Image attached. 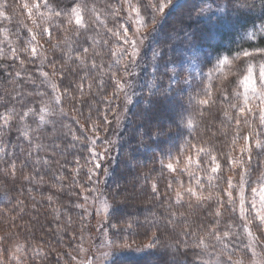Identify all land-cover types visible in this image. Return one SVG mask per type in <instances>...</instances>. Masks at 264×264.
Returning <instances> with one entry per match:
<instances>
[{
	"label": "trees",
	"instance_id": "1",
	"mask_svg": "<svg viewBox=\"0 0 264 264\" xmlns=\"http://www.w3.org/2000/svg\"><path fill=\"white\" fill-rule=\"evenodd\" d=\"M221 1L225 3L217 7ZM23 2L0 0V11L5 13L0 17V114L6 109H16L11 113L14 127L3 132L5 152L0 153V237H3L0 248L5 250L22 242L27 246L28 264H69L87 225L83 192L92 177L93 155L103 147L101 137L110 135L112 130L121 91L116 87V79L124 85L131 71L130 68L126 73L124 68L130 60L124 53L123 40L113 37L102 23L106 21L108 28H115L107 5L119 7L118 0H84L89 6L95 5L96 14L85 11L87 34L79 37L74 35L78 26L69 24L66 14L45 22L40 13L47 17L50 10L43 7V0L39 11L33 9L32 17L22 7ZM26 2L32 4L33 0ZM148 2L133 0L147 16L152 32L136 64L137 88L125 125L111 148L107 160L109 174L102 185L110 204L107 226L111 242L140 251L115 257L110 264H201V261H214L220 252L235 250L234 257L242 255L246 251L243 244L250 241L237 205L235 191L239 188L232 189L235 205H228L236 207L230 224L234 239L224 237L218 242L209 235L216 225L214 217L208 214V206H216L218 193L227 196L222 192L226 184L220 177L231 176L234 183L237 181L241 169H231L232 159L241 158L240 147L245 143L242 137L252 130L245 119L257 128L259 124L249 115L238 118L243 103L237 76L245 59L239 60L230 76L226 73L229 63L222 65L220 60L227 57L232 62L243 51L264 49V0H180L162 15L156 13L155 24L151 23L153 9L148 7ZM49 3L54 7L58 4L59 10L71 8L73 0H49ZM126 7L118 19L128 26ZM55 24L60 27L54 28ZM45 26L53 30L52 39L41 33V27ZM249 27L250 34H245ZM56 31L62 32L61 36L56 37ZM34 33L39 44L32 41ZM65 37L69 38L67 42ZM90 38L98 41L94 48L102 56L93 57L92 48L88 56L103 67L87 71L76 57L81 54V45L88 47L93 43ZM29 41L38 49L36 56H30ZM109 45L116 55H110ZM25 48L27 52L23 51ZM21 59L25 60L23 65ZM116 60L122 62L118 64ZM214 68L221 71L211 75ZM16 72L20 75L16 76ZM43 72L57 73L59 79L52 80L59 92L52 89ZM174 72L182 73L183 77L178 79ZM100 80L106 86L99 87ZM90 81L91 89L87 86ZM77 83L84 84L82 92L76 88ZM66 87L69 92L64 91ZM37 93L46 95L40 97ZM56 93L63 94L61 101L52 99ZM205 99L209 103L201 104ZM21 100L25 103L31 100L33 106L41 109L47 104L51 111L45 117L50 123L41 122L39 115L21 119L17 114L26 111L18 103ZM41 100L43 104L39 103ZM61 107L66 114H60ZM167 109L175 114L174 118L165 113ZM225 111L233 119L229 120ZM237 119L241 120V132L235 127ZM189 120L193 121L191 126ZM93 122L98 125L96 131ZM237 134L241 138L233 144ZM199 147L217 157L221 165L219 173L211 172L214 164L204 153H200L201 164L191 166L193 176L185 171V157L191 155L196 159ZM228 153L231 159L225 155ZM170 157L178 160L172 163L177 168L175 172L167 167ZM13 160L18 169L15 176L10 174L9 161ZM22 163L26 167L20 169ZM250 170L255 179L264 172V159L254 155ZM209 175L213 177L211 181ZM153 184L158 191L153 192ZM189 186L205 197L211 192L212 200L197 202L185 190ZM245 188L247 209L252 193L247 185ZM177 190L182 194L179 202ZM49 196L53 199L49 200ZM216 219H220L219 230H225L226 219ZM153 233L159 236L160 243L147 248ZM198 238H203V244L208 245L206 249L203 245L191 247L200 243Z\"/></svg>",
	"mask_w": 264,
	"mask_h": 264
},
{
	"label": "snow or ice",
	"instance_id": "2",
	"mask_svg": "<svg viewBox=\"0 0 264 264\" xmlns=\"http://www.w3.org/2000/svg\"><path fill=\"white\" fill-rule=\"evenodd\" d=\"M119 7H116L115 5H107L109 8V14L112 16V22L115 25V28H108L107 22H102L103 27L107 32H110L113 37H118L119 39L124 41V44L128 45L132 51L128 52V49H124V53L128 54L130 59V62L128 65L125 66L124 71L127 73L128 70L131 68L134 70L136 66L135 57L139 55V47L140 44L143 43V41L146 39L147 34L150 32L148 31L147 34L139 35L137 38H130L128 33V26L121 24L118 17H120L122 11L124 10L125 5L127 6V16L125 17L126 20L132 19V14L135 13V16L138 17L136 20V23L139 25V27L136 29L137 33L141 32L142 28H147L149 20H145L143 16H141V7L138 4H134L133 0H118ZM171 3V0H149L148 7H151L153 9V14L151 18V23H156L157 15L156 13H162L168 5ZM22 7L24 9H27L28 16L32 17L33 15V9H36L39 11L41 8L40 0H33L32 4H29L26 2H23ZM43 7L46 9H49L47 17L44 13H40V16L45 22L48 19H51L53 16L59 18L62 15L66 14V18L69 24H72L73 20L75 21V25L78 27L74 30V35L79 37L81 35L87 34L88 25L85 23V11H88L92 14H96L95 5L89 6L84 0H73V4L71 8H60L57 10L58 4L56 7L53 5H50L49 0H43ZM5 16V13L3 11H0V17ZM10 19V17H9ZM98 19V17H97ZM35 23V21H33ZM38 27L40 25H37ZM59 24H55L54 28H59ZM52 29H49L48 27H41V33L47 34L49 39H52ZM123 33V35H122ZM68 37H65V41H68ZM92 39L93 43L90 44L88 47H83L81 45V54L76 57L77 60H79L80 66L86 69L87 71H91L92 69H96L98 67H103V65H98L95 59H90L88 56L89 49L92 48V56L93 57H100L102 56L101 51L95 50L94 46L98 44V41L95 40V38ZM32 41H35L36 44H39V40L36 38V34L34 33L32 36ZM32 41H29V48L30 56H36L38 49L36 46L33 45ZM57 44H59V41H57ZM104 44L107 45L108 41L105 40ZM16 49H12L13 52V58H15ZM23 51H28V48L23 49ZM72 49L69 48V52H71ZM109 53L110 55H116V53L112 52L111 46L109 45ZM244 57H249L251 59H257V56H254L253 53L248 51H243ZM260 58L264 59V49H261L260 52ZM47 59L46 57L44 58ZM44 60L41 61L43 63ZM121 60H116V63H121ZM25 60L21 59L20 64H24ZM230 61L227 57H225L223 60H220V64H228ZM86 71V75H87ZM119 71V70H117ZM16 76L20 75V72H16ZM42 75L44 77H48L47 72H43ZM173 75H176L178 79L183 77L182 73H173ZM111 78V77H110ZM83 79V78H81ZM186 79V78H185ZM34 82V81H33ZM241 83L244 85V93H243V107L239 108V112L247 117L249 114L253 119H256L258 121L259 127L252 126L249 122V120L246 118L245 123H248L249 126L252 128L250 132H248L246 135L242 137V139L245 141L244 145L240 147L241 152V158L239 160L232 159L231 169H241L237 172V181L236 183L233 182V177L231 176H222L220 178L224 179V182L226 184V187L222 189V192H226L227 196L226 198L222 196L221 194L216 195V206L213 207L212 205H209L208 208L210 209L208 214L212 215L214 217V224L215 227L211 228V231L209 232V235L212 236L216 241L222 242L224 237H227L229 240L234 239V234L231 231L230 224L232 223V215L236 212V207L233 206L232 208H229L228 205H235V197L233 195L232 189L238 187L240 196L238 201L239 206V214L240 217L243 219V227L247 229V237L249 239V243L243 244V249L246 251L243 252L242 255L236 256L235 250L232 252L224 253L220 252L217 254L216 259L208 260V261H201V264H264V172H261L260 175L256 176L255 179H252V172H251V162L253 159V156L260 159H264V63L259 64V72L257 75H253V69L252 67H248L247 75L243 77V80ZM88 88L91 89L93 87V83L90 81L88 83ZM99 87H104L105 81L100 80L99 81ZM51 87L53 90L59 92V87L56 83H52ZM116 87L120 90H123V85L121 84L120 79H116ZM76 88L79 91H83L84 84L83 83H77ZM65 92H69V88L64 89ZM40 97H44L46 93H37ZM29 96H32L33 93H29ZM222 95H226V93H222ZM106 98V97H105ZM52 99L56 101H61L63 99V94L56 95ZM130 99V98H129ZM250 101H258L259 103L256 105L250 104ZM18 103H21L22 108L26 109V111H22L21 113H18L17 115L20 116L21 119H23L27 115H39V119L43 123H50L46 120L45 113H49L51 110L49 109L47 104H44V107L41 109L38 106H33V101L29 100L27 103H25L23 100L18 101ZM39 103L43 104V100L39 101ZM201 104H208L209 101L207 99L201 100ZM233 108L236 107V105H231ZM16 109L13 107L10 111L6 109L5 113L0 114V119H2L3 124H0V153L5 152V146H4V137L3 132L7 128L14 127L12 121L14 119V116L11 113H15ZM60 114L64 115L65 110L61 107L59 109ZM51 114H55V112H51ZM225 116H228L229 120L233 119L232 116L229 115L227 111L224 112ZM89 120H91V116L88 117ZM107 115L104 116V120H107ZM77 122H79L77 120ZM236 123H239V120L236 121ZM193 124L192 120H189V125L191 126ZM98 125L93 122V131H96ZM81 127H84V125H81ZM55 125L53 124V131H55ZM25 136H28V133H24ZM75 139H79V137H74ZM241 137L237 134L232 140L233 144L237 143V140ZM31 139V138H29ZM108 144H111L112 141H107ZM39 147V145H37ZM200 153H204L205 155L209 156L214 164V166L211 168L212 173H219L221 170V165L219 162H217V157L211 153L210 150L205 149L204 147L197 148V157L196 159H193L191 155H188L185 157L184 161V168L185 171H188L190 176H193L194 174L191 172V166L193 164L200 165ZM31 155L30 153L28 154ZM229 159H231V154H225ZM228 160H225V164H227ZM10 164V174L15 176V173L18 171L17 164L15 161H9ZM247 165V166H245ZM102 163L97 161L95 164V168L99 169L102 168ZM26 167L25 164L20 165V169H23ZM167 167L169 169H172L173 172L177 171V168L172 164L168 163ZM89 171H92V169H89ZM24 179H30L29 176H24ZM175 179V177H174ZM209 181L213 179L211 175L208 177ZM200 180L196 179V184L200 185ZM181 185H183V182L181 181ZM245 185H247V190L250 191L253 195L248 201L249 207L245 208V196L244 193L246 191ZM255 185V186H254ZM168 187H171L169 184ZM203 187V185H201ZM210 187H215L213 185H210ZM153 192L158 191L155 184L152 186ZM190 195L195 196L197 202H202L204 200H212V193L209 192L208 196L205 197L199 193L196 192V190L189 186L185 189ZM259 197L257 200L256 197ZM176 197L177 201L179 202L182 199L181 191H176ZM49 200H52L53 197L49 196ZM87 199V197H85ZM191 207V205H189ZM77 207H83V205H77ZM108 204L105 201L104 202V209L105 212L107 211ZM223 209V211H221ZM252 210H255L254 215L251 217L248 216V213ZM225 213H229L227 217H225ZM219 218H225V230L221 231L219 230V224L220 219ZM128 227H132L131 224L128 225ZM115 235V234H114ZM187 235V233H185ZM200 240V243H197L195 245H191V247L200 248L202 245L206 249L208 245L203 244V238H198ZM0 240H3V237H0ZM259 242L260 250H257L256 244ZM160 243V238L155 233H153V239L152 241L146 245L147 248H153L157 244ZM114 247V243L112 244ZM139 251V249H137ZM4 249L0 248V264H7L6 258L3 256ZM105 256H107V253H104ZM225 256V259L221 260L220 256ZM15 258V257H14ZM89 264H92L91 261H89Z\"/></svg>",
	"mask_w": 264,
	"mask_h": 264
},
{
	"label": "rangeland",
	"instance_id": "3",
	"mask_svg": "<svg viewBox=\"0 0 264 264\" xmlns=\"http://www.w3.org/2000/svg\"><path fill=\"white\" fill-rule=\"evenodd\" d=\"M177 1H180V0H171V3L168 5V7L165 10L169 9L171 6H174V4ZM152 2H154V0H152ZM221 3L222 4L217 5V7H222V5L225 2L221 1ZM126 10H127V7H126ZM165 10L163 12H165ZM163 12L160 14L162 15ZM141 16H143L146 21L148 20L147 16H145L144 12H142V9H141ZM137 19L138 17H136L135 13H133L132 19L129 20V24H128V27L131 28V30L128 31L127 35L130 38H137L139 35L147 34L148 31L150 30V28L147 26V28H142L140 33H137L136 29L139 27V25L136 23ZM73 23L75 24L74 20H73ZM248 29L249 30H247L245 34H250L251 27H249ZM151 32L152 30H150V32L147 34V37L143 41V43L140 44L139 55L135 57L136 64L138 63V60L140 58L142 49L145 46L146 41L148 40V38H150ZM61 34L62 32L58 34V31H56V37L58 35L61 36ZM126 48L128 49V52L132 51V49L128 45H126ZM248 52H251L253 53L254 56H257V59H251L249 57H244L242 55L238 59H235L232 62H230L228 64V68L226 69L227 71L226 73L228 75L229 74L232 75L233 68L238 63H240L239 60L245 59L243 63L244 66L242 68V71L241 72L239 71L240 75L237 76L238 81H239L238 87H239L240 93L242 94V97H241L242 103H243L244 85L241 83V81L243 80V77L247 75L248 67L250 66L252 67L253 75L255 76L259 72V64L264 63V59L260 58L261 50L248 51ZM130 59L131 58L129 57V60ZM219 71L221 70L214 68L213 72H211V75L213 74L216 75L219 73ZM138 77H139V72H138L137 66L134 70L131 69L128 77H125L124 79L125 83L123 85L124 86L123 90L120 91L119 109L116 112L115 117L111 123L112 130L110 132V135L108 136L106 134H105L106 136L102 135L103 137L101 138H103V141H104L103 147L99 148L96 152H94V155H93L94 167L92 171V177L90 179V184H88L87 189L83 192L85 194L83 204H84V212H85V220H86L85 223L87 225L80 238L79 247L76 249L75 253L73 254V259L71 260L69 264H89V261H91L92 264H110L112 260L115 259V257H118L125 253L128 254L131 252H135V253L138 252L136 249H133L134 247H130V246H118L116 244H114L115 245L114 247L112 246L113 242H111L110 231L107 226V216L110 211V204L107 201L106 196L104 195L102 191L103 189L102 185L105 183L106 177L109 174V171L107 170L109 169L110 165L109 164L107 165V160L111 152V148L114 147L115 142L118 139L117 136L119 132L122 130V128L125 125V122L127 119V112L132 103L133 96L137 88L136 79ZM46 78L49 79L51 84L54 82L52 79L54 78L59 79L56 72L49 74L48 77ZM258 103H259L258 101H250V104L252 105H256ZM165 113H167L169 116L173 118L175 117V114L169 109H167ZM249 116L251 117L250 114ZM239 117L242 118L245 116L239 112L238 118ZM235 127L237 128V132H238V129H239V132H241V120H239L238 124L236 123ZM109 140L112 141L111 144L107 143V141ZM171 159L172 160H168L169 163H175V161L178 162V160L175 159L174 157ZM97 161L102 163L103 165L102 168H99V169L95 168V164L97 163ZM235 192L237 193V205H238L240 192L239 191H235ZM244 196H245V193H244ZM85 197H87V199H85ZM250 199L248 201H250ZM256 199L258 200L259 197L257 196ZM105 201L108 204L106 212L104 209ZM245 208H246V198H245ZM256 247H257V250L259 251L261 246L259 245V243H257ZM26 250H27V246L24 243L16 242L14 244H11V246L6 247V249L3 252V256L6 258L7 264H28L27 262L28 254ZM104 253H107L108 255L105 256ZM237 256H240V255H237Z\"/></svg>",
	"mask_w": 264,
	"mask_h": 264
}]
</instances>
